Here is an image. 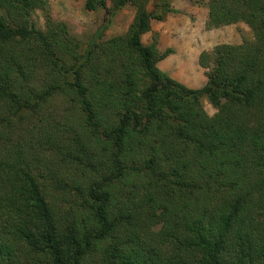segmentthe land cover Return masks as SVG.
<instances>
[{
	"label": "trees",
	"instance_id": "1",
	"mask_svg": "<svg viewBox=\"0 0 264 264\" xmlns=\"http://www.w3.org/2000/svg\"><path fill=\"white\" fill-rule=\"evenodd\" d=\"M48 1L0 0V264H264V0L206 2L251 39L197 89L141 43L169 0H85L134 15L83 48Z\"/></svg>",
	"mask_w": 264,
	"mask_h": 264
},
{
	"label": "rangeland",
	"instance_id": "2",
	"mask_svg": "<svg viewBox=\"0 0 264 264\" xmlns=\"http://www.w3.org/2000/svg\"><path fill=\"white\" fill-rule=\"evenodd\" d=\"M147 10L151 9L155 0H145ZM206 2L208 0H169L172 9L178 14H168L162 21H150L149 32L141 36V43L148 45L154 43L159 54L165 50L173 51L176 56L175 65L159 66V59L154 67L172 82L186 89H194L185 85V81L192 77L191 73L198 66L197 58L201 52L206 53L208 65L202 69L203 75L211 73L214 68L213 49L219 45L239 46L241 40L251 39L250 30L240 22L219 24L211 27L206 22ZM51 16L55 21L63 22L70 35L74 36L83 48L93 38V34L101 22L108 21L101 40H106L116 35H123L132 22L134 9L131 6L123 7L113 16L109 17L110 6L108 1L103 9L88 5L85 0H49ZM32 19L41 27L42 20L38 11ZM174 49V50H173ZM206 49V50H205ZM199 67V66H198ZM195 78V77H194ZM203 111L211 116L215 109L206 99H201Z\"/></svg>",
	"mask_w": 264,
	"mask_h": 264
},
{
	"label": "crops",
	"instance_id": "3",
	"mask_svg": "<svg viewBox=\"0 0 264 264\" xmlns=\"http://www.w3.org/2000/svg\"><path fill=\"white\" fill-rule=\"evenodd\" d=\"M174 10H176V9H174ZM177 55L179 57V54H177ZM174 57H177V56H176L175 52L173 51L171 54H169L163 60H161V62H159L160 63L159 66L166 68V66L169 64L175 65L178 57L176 60H172ZM191 75H193V76L188 78L187 81H185V85L191 86L192 88L197 89L205 83V77H204L203 72H202L200 67L197 66L196 69L193 70V73H191Z\"/></svg>",
	"mask_w": 264,
	"mask_h": 264
}]
</instances>
